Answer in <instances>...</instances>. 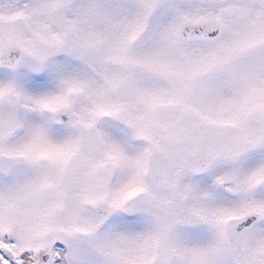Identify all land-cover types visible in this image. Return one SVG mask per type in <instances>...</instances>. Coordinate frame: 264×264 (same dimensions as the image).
<instances>
[{
    "label": "snow or ice",
    "instance_id": "snow-or-ice-1",
    "mask_svg": "<svg viewBox=\"0 0 264 264\" xmlns=\"http://www.w3.org/2000/svg\"><path fill=\"white\" fill-rule=\"evenodd\" d=\"M0 264H264V0H0Z\"/></svg>",
    "mask_w": 264,
    "mask_h": 264
}]
</instances>
